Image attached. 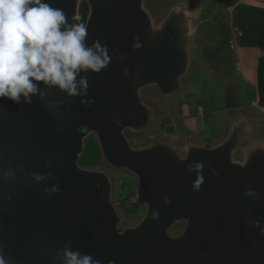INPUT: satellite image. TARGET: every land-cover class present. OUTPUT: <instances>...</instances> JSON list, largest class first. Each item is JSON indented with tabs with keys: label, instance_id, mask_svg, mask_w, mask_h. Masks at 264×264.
Returning a JSON list of instances; mask_svg holds the SVG:
<instances>
[{
	"label": "water",
	"instance_id": "95a60500",
	"mask_svg": "<svg viewBox=\"0 0 264 264\" xmlns=\"http://www.w3.org/2000/svg\"><path fill=\"white\" fill-rule=\"evenodd\" d=\"M83 1L86 43L99 40L111 57L107 69L80 73L88 96L41 82L46 95L31 104L0 99V253L8 264H64L66 246L100 264H264V116L227 108L218 140L172 142L176 118L168 110L155 118L144 93L168 100L193 63L229 51L224 37L199 38L206 22L223 27L216 12L208 15L211 2L174 0L156 21L147 0H44L69 24ZM130 133L148 140L135 146ZM91 135L107 171L79 163ZM197 161L205 182L194 191L189 165ZM108 170L137 179L144 212L136 223L123 226Z\"/></svg>",
	"mask_w": 264,
	"mask_h": 264
},
{
	"label": "clouds",
	"instance_id": "9594fccd",
	"mask_svg": "<svg viewBox=\"0 0 264 264\" xmlns=\"http://www.w3.org/2000/svg\"><path fill=\"white\" fill-rule=\"evenodd\" d=\"M72 20L74 22L69 24L63 9L54 8L44 0H0V99L19 104L23 97L25 103L31 104L33 96L46 95L40 90L41 82L72 97L88 96L89 78L80 73L89 70L99 73L107 69L111 57L107 46H102L99 40L88 46L87 26L75 22L80 20L79 16H73ZM139 46V43L134 44V47ZM81 103L87 107L94 101L82 99ZM204 167L199 161L194 166L189 165V171L197 172L194 191H199L205 182ZM44 178L36 175L37 180ZM46 191L52 195L60 188L56 185ZM246 195L257 193L249 189ZM165 202L170 201L165 198ZM153 216L157 218L158 213ZM252 223L259 226L258 221ZM63 256L64 264H100L90 254L67 246ZM0 264H8L2 253Z\"/></svg>",
	"mask_w": 264,
	"mask_h": 264
},
{
	"label": "rangeland",
	"instance_id": "374dc122",
	"mask_svg": "<svg viewBox=\"0 0 264 264\" xmlns=\"http://www.w3.org/2000/svg\"><path fill=\"white\" fill-rule=\"evenodd\" d=\"M173 1L147 0L146 5L156 21H159L163 18ZM209 1L212 4V8H208V15L210 16L212 11L216 12V15L223 21V27L220 30L209 29L210 22H206V27L199 37L203 40V44L210 41L215 42L214 40H217V38H222V41H224V27L230 26L229 9L236 0ZM230 29L232 32V27ZM219 33L222 37L219 36ZM227 52L216 51L214 58L206 59L204 57L193 63L190 72L183 79L182 89L168 100H162L163 98L154 89L144 90V93L153 100H151V103L154 102L157 106L155 118H158L165 110L170 111L176 118L179 127L178 135L169 137L170 141L178 142L193 138L199 142L204 143L206 141L211 143L214 140H218L222 134L224 116L228 111L227 108L230 110L235 107L249 115L264 116V106H260L255 101V86L245 81L239 72L236 71L234 50L230 47ZM197 120L202 122V127L195 128L192 125ZM129 137L135 146L145 144L148 140L141 134L130 133ZM95 168L107 171V166L103 161ZM108 171L113 180V199L117 202L118 210L122 215L123 226L136 223L144 212V205L136 202L137 179L123 170ZM130 196L131 198H128ZM125 198L128 200L127 206H130L131 202L138 203V213L130 218L126 217L119 209L120 201H126Z\"/></svg>",
	"mask_w": 264,
	"mask_h": 264
},
{
	"label": "trees",
	"instance_id": "16d2710c",
	"mask_svg": "<svg viewBox=\"0 0 264 264\" xmlns=\"http://www.w3.org/2000/svg\"><path fill=\"white\" fill-rule=\"evenodd\" d=\"M89 8L85 1L82 2L79 15L85 24ZM233 26L241 29L242 34L238 36V43L242 46L260 47L263 55L258 60L257 78L259 104L264 106V8L254 7L247 4H238L233 9ZM231 26L224 27V39H231ZM102 162V155L96 138L89 136L85 139V149L80 157L79 163L82 167L95 168Z\"/></svg>",
	"mask_w": 264,
	"mask_h": 264
},
{
	"label": "crops",
	"instance_id": "0c3cea01",
	"mask_svg": "<svg viewBox=\"0 0 264 264\" xmlns=\"http://www.w3.org/2000/svg\"><path fill=\"white\" fill-rule=\"evenodd\" d=\"M242 3L254 7L264 8V0H236L235 3H233L231 8L229 9V22L231 27L233 26V9L238 4ZM228 46H230L234 50L236 56V71L239 72V74L245 81L255 86V101L259 104L257 69L259 53L262 49L260 47L255 46L239 45L237 35L233 31L231 32V39L228 41ZM192 125L195 128H198L199 126L202 127L203 124L200 120H197V122L193 123Z\"/></svg>",
	"mask_w": 264,
	"mask_h": 264
},
{
	"label": "flooded vegetation",
	"instance_id": "af4514ba",
	"mask_svg": "<svg viewBox=\"0 0 264 264\" xmlns=\"http://www.w3.org/2000/svg\"><path fill=\"white\" fill-rule=\"evenodd\" d=\"M128 198H131L128 197ZM126 200V198H125ZM131 200V199H130ZM127 203H128V200L126 201H120V204H119V209L121 210V212L124 213V215L126 217H132L134 214L138 213V203H135V202H131V205L130 206H127Z\"/></svg>",
	"mask_w": 264,
	"mask_h": 264
},
{
	"label": "built area",
	"instance_id": "2783aa9c",
	"mask_svg": "<svg viewBox=\"0 0 264 264\" xmlns=\"http://www.w3.org/2000/svg\"><path fill=\"white\" fill-rule=\"evenodd\" d=\"M232 31L238 36L242 34L241 29H239L237 26H232ZM263 55V51L260 52V56Z\"/></svg>",
	"mask_w": 264,
	"mask_h": 264
}]
</instances>
